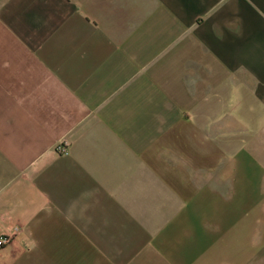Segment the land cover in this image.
I'll return each mask as SVG.
<instances>
[{
	"label": "crops",
	"instance_id": "1",
	"mask_svg": "<svg viewBox=\"0 0 264 264\" xmlns=\"http://www.w3.org/2000/svg\"><path fill=\"white\" fill-rule=\"evenodd\" d=\"M1 236L0 264L264 250V0H0Z\"/></svg>",
	"mask_w": 264,
	"mask_h": 264
},
{
	"label": "rangeland",
	"instance_id": "2",
	"mask_svg": "<svg viewBox=\"0 0 264 264\" xmlns=\"http://www.w3.org/2000/svg\"><path fill=\"white\" fill-rule=\"evenodd\" d=\"M242 240H239V247ZM246 245V242H243ZM237 264H264V250L262 249V243L256 242L254 251H246V246L243 251H240Z\"/></svg>",
	"mask_w": 264,
	"mask_h": 264
},
{
	"label": "built area",
	"instance_id": "3",
	"mask_svg": "<svg viewBox=\"0 0 264 264\" xmlns=\"http://www.w3.org/2000/svg\"><path fill=\"white\" fill-rule=\"evenodd\" d=\"M17 228L14 230L13 235L17 232ZM10 240V237H6V236H1L0 237V245H2L3 243H6Z\"/></svg>",
	"mask_w": 264,
	"mask_h": 264
}]
</instances>
